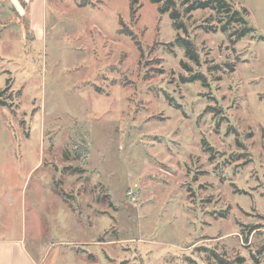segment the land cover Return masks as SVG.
Wrapping results in <instances>:
<instances>
[{
  "label": "rangeland",
  "instance_id": "374dc122",
  "mask_svg": "<svg viewBox=\"0 0 264 264\" xmlns=\"http://www.w3.org/2000/svg\"><path fill=\"white\" fill-rule=\"evenodd\" d=\"M193 1L0 0V234L42 264H264V0L240 40Z\"/></svg>",
  "mask_w": 264,
  "mask_h": 264
},
{
  "label": "trees",
  "instance_id": "16d2710c",
  "mask_svg": "<svg viewBox=\"0 0 264 264\" xmlns=\"http://www.w3.org/2000/svg\"><path fill=\"white\" fill-rule=\"evenodd\" d=\"M21 1V0H20ZM154 5L162 4L160 7L159 12L161 14L169 13L171 20L174 22L175 28L179 30H185L184 22L182 21V12H180L177 8L176 0H149ZM136 1H134L135 3ZM23 3V2H22ZM211 9L220 16H222L220 27L221 32L228 33L231 29H234L236 25H240V30H236L235 32L231 33L233 37L237 36V39L240 40L245 34L253 31L252 28L248 27L249 23L246 19V10L237 11L228 0H195L191 5L186 8L185 13L194 12L196 10H206ZM244 26L241 28V26ZM214 30V29H213ZM119 32L121 34H131L129 30L126 28L120 29ZM230 34V35H231ZM177 42L183 45L184 49L186 50L187 57L192 60L193 62H199V56L196 51V47L192 41H189L185 38H178ZM139 49L141 51L140 43H138ZM199 77H195L192 80H199ZM80 155L86 154L87 150L85 148L79 151ZM216 258L219 260L221 264H238L241 262V259H237L234 262L227 261L224 258H221L218 255H215Z\"/></svg>",
  "mask_w": 264,
  "mask_h": 264
},
{
  "label": "crops",
  "instance_id": "0c3cea01",
  "mask_svg": "<svg viewBox=\"0 0 264 264\" xmlns=\"http://www.w3.org/2000/svg\"><path fill=\"white\" fill-rule=\"evenodd\" d=\"M31 0H21L28 3ZM33 1V0H32ZM47 0H43V5ZM21 17V16H19ZM0 264H42L36 260L27 248V242L23 237H11L0 234Z\"/></svg>",
  "mask_w": 264,
  "mask_h": 264
}]
</instances>
